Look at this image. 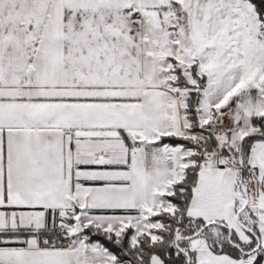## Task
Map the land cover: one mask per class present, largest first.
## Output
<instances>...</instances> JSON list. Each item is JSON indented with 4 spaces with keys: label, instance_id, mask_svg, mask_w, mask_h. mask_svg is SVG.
<instances>
[{
    "label": "snow or ice",
    "instance_id": "6c2138e0",
    "mask_svg": "<svg viewBox=\"0 0 264 264\" xmlns=\"http://www.w3.org/2000/svg\"><path fill=\"white\" fill-rule=\"evenodd\" d=\"M0 264H264V0H0Z\"/></svg>",
    "mask_w": 264,
    "mask_h": 264
}]
</instances>
